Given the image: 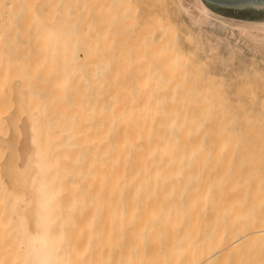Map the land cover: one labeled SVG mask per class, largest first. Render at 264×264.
I'll list each match as a JSON object with an SVG mask.
<instances>
[{"label":"bare ground","instance_id":"bare-ground-1","mask_svg":"<svg viewBox=\"0 0 264 264\" xmlns=\"http://www.w3.org/2000/svg\"><path fill=\"white\" fill-rule=\"evenodd\" d=\"M95 1L0 0V90L9 85L12 95H17L14 116L26 125L25 138L35 172L34 193L30 197L34 216L25 242L26 264H58L50 229L55 194L42 173L40 157L46 146L41 142L45 131L41 133L39 122L45 116V106L50 108V115L59 116V124L64 120L76 123L85 114L87 102L84 94V98L79 94H86L87 82L83 86L86 79H82L88 62L82 65L81 58L85 61L96 55L94 46L106 52L101 54L109 72L106 106L103 103L101 116L106 120L103 133L107 137L106 154L111 159V203L124 207L122 227L130 262L135 256L137 264H228L223 261L225 257L264 235V212L256 210V215L263 213L259 224L252 216L254 204H264L262 190L252 188L263 175L255 174L257 180L251 177L254 182L250 180L253 184L249 188L244 181L240 184L244 171H263L264 163L253 159L258 155L246 161L240 155L233 156L235 145L246 131L242 135L232 129L233 115L220 104L217 94L196 84V76L191 74L194 67L187 68L180 49L166 44V39H173L174 34L170 29L171 35L167 37L166 32L167 38L163 36L161 27L167 23L162 25L160 18L156 20L143 0H102L99 7ZM175 5L187 13L186 37L191 34L210 51L213 46H223L232 56L236 54L229 36L213 30L220 28L235 34L233 28L239 31V25H247L244 42L261 54L264 63V33L260 30L264 21L224 17L202 0H175ZM204 13L207 16L201 22L199 17ZM91 68L87 71L90 74ZM98 84L91 88L97 89ZM99 87L104 88L101 84ZM41 89L50 95L45 102L38 100L37 91ZM101 97L97 98L100 103L104 100ZM226 101L225 104L229 102ZM46 122L41 126H46ZM19 129V134L13 131L14 138L21 137L22 127L20 132ZM251 129L255 131L254 134L249 129L247 137L254 134L251 139L258 137L257 131L264 130ZM245 148L242 151L248 150ZM21 197L15 196V202L22 203L25 197ZM253 242L252 246L259 241ZM230 264L237 263L233 260Z\"/></svg>","mask_w":264,"mask_h":264},{"label":"rangeland","instance_id":"rangeland-1","mask_svg":"<svg viewBox=\"0 0 264 264\" xmlns=\"http://www.w3.org/2000/svg\"><path fill=\"white\" fill-rule=\"evenodd\" d=\"M102 2V0H96L95 5L99 7ZM144 4L147 9L150 8L149 10L152 14L155 13L156 20L160 18L159 20L162 22V25L167 23L161 27L163 36H165L164 34L166 32L168 34L170 32L169 30L172 29L171 31L174 33H172L173 39L170 37L172 40L170 41L169 38V41L166 39L165 42L169 47L180 49V52L185 56V62L189 65H187V68L190 67L191 70L192 67H194L191 74L194 78L196 76L195 83L198 85H205L209 87L211 91L215 92V95L217 94L218 101L225 107L222 108L228 110L231 116L233 115L232 129L234 131H239L242 135H244L243 133L246 131L245 137L242 136L240 142L235 145L232 153L233 156L238 157L240 155L242 156L241 159L246 161L249 157L253 158L254 155V157L258 155L253 159H257V162L261 161L263 164L264 130L260 131V128L264 129V103H262L264 101V63L261 54H257V52L253 51L248 44L241 41V39L230 30L224 32L220 28H215L213 30L215 33L229 36L237 51L236 54L231 56L232 63L230 67L224 70L222 74L219 75L220 77L216 74H211L210 76L202 67L203 60L191 55L189 47L186 46L185 41L187 40L186 34L188 33V29H186L187 25L184 22V18L180 15L178 9L173 12L169 10V4L175 5V0H143V5ZM104 5H106V3ZM105 8L106 6L103 10H105ZM117 13H119L118 10ZM222 16L234 18L226 15ZM163 21L165 23H163ZM170 35L168 34L167 37ZM100 48L94 46V49L97 50L98 53L95 51L96 55H94V53L92 54L94 56L88 57L90 58V64L88 58H86L85 61L84 58H81L83 59L81 61L82 65L88 62V66L86 64L84 66L85 68L83 67L85 70L83 76H86H84L82 80H86L84 82L81 81L82 84L87 82V87L85 86L87 89L84 88L86 94L83 93V91L78 94H84L85 98L83 95L82 97L85 100H83L87 102L85 103L83 101L84 105L88 109L91 107L93 112L90 109L87 112L86 108L85 114L83 113L84 115H80L79 118L75 120V122L77 121L76 123L64 120L63 124H59L57 123L59 116L54 117V114L50 115V108H46L45 106L47 111H43L45 116L41 119L43 121L40 120L39 122V129H42L41 133L45 131L44 133L46 134H41V138L43 139L41 142L43 146H46V148L44 147L46 150L45 153L40 157L43 161L42 173L48 180L49 185L53 188L55 194V204H51L53 219L50 229L54 237L58 264H137L135 256H133L134 259L130 262V255L127 250H125L126 235L125 229L122 227L124 226V219L122 218L124 217L122 210V208H124L123 204H118V206L117 204L111 203L113 202L111 194V159L108 157V154H106L107 137L106 134H104L106 133V120L101 116L103 114H101V112L105 110L103 103L105 104L104 101L105 94L107 93L109 72L105 59L101 57L106 55V52L103 48ZM102 49L104 52H102ZM80 53L83 55L84 52L81 50ZM91 63H93V65H91ZM252 63L254 66L252 65L250 67ZM6 66L9 68L8 65ZM91 66H93L94 69L91 68ZM88 67L92 69L93 76L91 75L92 73L90 74L87 72ZM255 69L258 72L255 73ZM95 74L96 77L94 78ZM241 74L245 75L242 76ZM246 75L248 77H246ZM220 79L222 81H220ZM237 79L240 81L239 84L236 83ZM93 80H95V82ZM105 81H107L106 85L104 84ZM89 82L91 83L89 84ZM97 82H99V84ZM94 84H98L99 86L101 84L104 88L96 86L97 89H93L95 88ZM103 84L105 86H103ZM84 85L85 84H83V86ZM234 85L236 86L234 87ZM7 86L9 85H6L4 89L2 88L3 90L6 89L5 91H2V89L0 90V261L9 260L10 264H26L25 242L29 231L32 229V219L34 216V207L32 202H30V197L33 196L34 193L35 181H33V179L35 172L32 166L33 155L31 153V148H29L27 138H25L27 134L26 125L17 121L14 116V112L17 109V95H12V89L10 90ZM8 88L9 90H7ZM2 93L5 94L3 95ZM48 93L46 89H41L39 92L37 91L38 100L45 102L50 99ZM101 96H103L104 100L100 103V101H97V98L100 100L99 98ZM82 97L79 96L80 99ZM89 98L91 100L88 101ZM12 100L14 104H12ZM226 100H229V102ZM225 101L227 104H225ZM95 104L98 108L95 107ZM89 111L91 112L89 113ZM86 114L88 117H84ZM82 116L84 117L83 122ZM241 117L243 120H241ZM78 119L81 120L82 124L79 123L80 120ZM94 119L95 122H93ZM46 120L48 122H46V126H44L45 123L43 124L44 128L41 125L42 122ZM96 120H100V124L96 122ZM246 120L251 122H248V124ZM255 123L256 125H254ZM81 125L84 126L82 127ZM17 127L18 129L22 127L21 130L23 133L20 138L17 135L19 134L17 133ZM252 127L260 131H257L258 137L252 136L253 140L251 139V135H254L255 131L253 132V129H251ZM20 129L19 132L21 131ZM88 129H93V132L96 130L95 134H92V131L90 132ZM249 129L252 130L254 134H250V137H247L249 135L248 133L251 132H248ZM13 131L17 133V138H14L15 133ZM99 132L102 135H100ZM66 133L68 136H66ZM91 134L95 136L93 137ZM260 134L262 136H260ZM47 135L49 137L48 140L46 139ZM92 137L93 139H91ZM52 138L55 139L53 140ZM57 138L60 140L59 142ZM78 144L79 146H77ZM75 145L77 147H75ZM244 148L247 150L246 152L242 151ZM255 148L257 149L255 150ZM107 162H110L108 164L109 166ZM244 172L246 174H241V176H243L240 179V184L243 185L244 181V183H246L245 186H248V188L253 184L250 183V180L252 182H254V178L257 180V177H254L256 176L255 174L263 175L262 178L258 177L260 178L257 180L258 183L257 181L254 183L256 187L253 185L252 188H255L256 191L261 189L262 193H264V170ZM251 177L254 180H252ZM249 184L251 185L249 186ZM15 196L19 198L24 196V201H21L22 203L20 204L15 202ZM261 205L262 204H254L255 208L252 211L253 219L256 222L258 220V224L263 220V218L261 219L263 216L261 212H264V208L262 209L264 204ZM259 208L262 210L260 211L261 215H256L259 213ZM257 209L258 213L256 212ZM262 222L264 223V221ZM256 240L261 242H257L256 244ZM251 241L253 242V239L250 240V243H252ZM254 242L253 246L249 242L243 244L236 250L234 253L235 255L232 254L234 256L229 255L225 257L223 261L228 264L233 260L236 261L237 264H264V235L262 236L261 234V237L256 236ZM258 244L261 245L258 246L260 249L257 247ZM244 247L251 251H244ZM12 249L17 251L22 250L23 256L12 255ZM237 253L239 254L237 255ZM243 254L245 255L243 256ZM254 256H258L257 260Z\"/></svg>","mask_w":264,"mask_h":264},{"label":"snow or ice","instance_id":"snow-or-ice-1","mask_svg":"<svg viewBox=\"0 0 264 264\" xmlns=\"http://www.w3.org/2000/svg\"><path fill=\"white\" fill-rule=\"evenodd\" d=\"M169 10L170 12L176 11L177 6L173 4H169ZM180 15L184 19H188L187 13L184 12L183 8L179 9ZM207 13H204L199 17L200 21L203 22L206 18ZM219 23V22H218ZM239 31H237V28H233L232 31L235 33L236 36H238L241 41H247V33H248V26L247 25H239L238 26ZM260 30L262 33H264V22L260 25ZM186 46L190 49V54L200 58L203 60L202 67L205 69V71L208 74H216L220 75L222 72L226 69H228L232 63L231 60V52L230 50L226 49L223 46L215 47L213 46L211 51L206 45H202L201 41L198 40L196 37L192 36L191 34H188V38L185 41ZM262 51H264V44H262ZM237 84L240 83V81L237 79ZM236 85H234L235 87ZM0 264H10L9 260L0 261Z\"/></svg>","mask_w":264,"mask_h":264},{"label":"water","instance_id":"water-1","mask_svg":"<svg viewBox=\"0 0 264 264\" xmlns=\"http://www.w3.org/2000/svg\"><path fill=\"white\" fill-rule=\"evenodd\" d=\"M214 11L239 19L264 21V0H202Z\"/></svg>","mask_w":264,"mask_h":264},{"label":"crops","instance_id":"crops-1","mask_svg":"<svg viewBox=\"0 0 264 264\" xmlns=\"http://www.w3.org/2000/svg\"><path fill=\"white\" fill-rule=\"evenodd\" d=\"M21 251V252H20ZM17 251L15 249H12V255H18V256H23L22 255V250ZM12 264H19V263H12ZM22 264V263H21Z\"/></svg>","mask_w":264,"mask_h":264}]
</instances>
